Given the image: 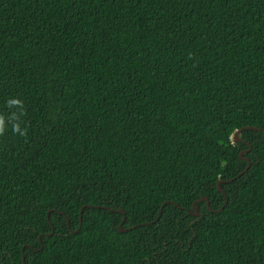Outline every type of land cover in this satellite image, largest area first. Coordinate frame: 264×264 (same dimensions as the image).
Segmentation results:
<instances>
[{"label": "trees", "instance_id": "obj_1", "mask_svg": "<svg viewBox=\"0 0 264 264\" xmlns=\"http://www.w3.org/2000/svg\"><path fill=\"white\" fill-rule=\"evenodd\" d=\"M0 115V264H264V0H0Z\"/></svg>", "mask_w": 264, "mask_h": 264}, {"label": "clouds", "instance_id": "obj_2", "mask_svg": "<svg viewBox=\"0 0 264 264\" xmlns=\"http://www.w3.org/2000/svg\"><path fill=\"white\" fill-rule=\"evenodd\" d=\"M9 106L19 105L21 107V114H23L22 102L18 99H12L8 101ZM9 122L12 124V130L14 132H18L21 135L25 134L26 130H22L20 128V124L18 123L19 117L16 113H12V115L8 118ZM5 131V118L0 115V135H2Z\"/></svg>", "mask_w": 264, "mask_h": 264}, {"label": "water", "instance_id": "obj_3", "mask_svg": "<svg viewBox=\"0 0 264 264\" xmlns=\"http://www.w3.org/2000/svg\"><path fill=\"white\" fill-rule=\"evenodd\" d=\"M245 127H249V126H245ZM242 129V128H241ZM241 129H238V130H236L234 133H233V139L234 140H239V137H238V134H239V132H240V130ZM220 182V181H219ZM218 182V183H219ZM202 199H205L206 201H207V198L206 197H203ZM226 201H227V197H225V203H226ZM208 204V203H207ZM193 207H194V212H192L193 214H197L198 213V210H197V208H196V206H195V202L193 203ZM119 230L120 231H125L126 230V228H123V227H121V225H119Z\"/></svg>", "mask_w": 264, "mask_h": 264}]
</instances>
